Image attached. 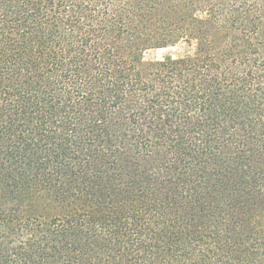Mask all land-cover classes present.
I'll list each match as a JSON object with an SVG mask.
<instances>
[{
    "label": "trees",
    "instance_id": "trees-1",
    "mask_svg": "<svg viewBox=\"0 0 264 264\" xmlns=\"http://www.w3.org/2000/svg\"><path fill=\"white\" fill-rule=\"evenodd\" d=\"M0 264H264V0H0Z\"/></svg>",
    "mask_w": 264,
    "mask_h": 264
},
{
    "label": "rangeland",
    "instance_id": "rangeland-1",
    "mask_svg": "<svg viewBox=\"0 0 264 264\" xmlns=\"http://www.w3.org/2000/svg\"><path fill=\"white\" fill-rule=\"evenodd\" d=\"M193 45L187 43H179L164 48L151 49L145 52L144 59L147 61H160L166 57L180 58L191 54Z\"/></svg>",
    "mask_w": 264,
    "mask_h": 264
}]
</instances>
